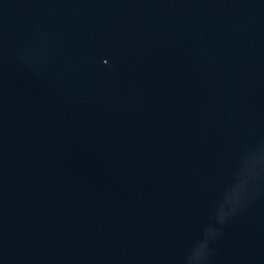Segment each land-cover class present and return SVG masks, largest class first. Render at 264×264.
Segmentation results:
<instances>
[{"label": "water", "instance_id": "obj_1", "mask_svg": "<svg viewBox=\"0 0 264 264\" xmlns=\"http://www.w3.org/2000/svg\"><path fill=\"white\" fill-rule=\"evenodd\" d=\"M0 264H264V0H0Z\"/></svg>", "mask_w": 264, "mask_h": 264}]
</instances>
